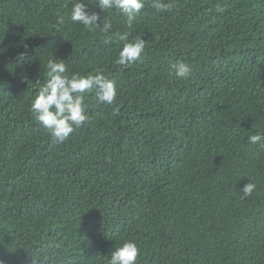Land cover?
Wrapping results in <instances>:
<instances>
[{
  "label": "trees",
  "instance_id": "trees-1",
  "mask_svg": "<svg viewBox=\"0 0 264 264\" xmlns=\"http://www.w3.org/2000/svg\"><path fill=\"white\" fill-rule=\"evenodd\" d=\"M72 2L0 0V264H108L125 240L137 264H264V148L248 142L264 133V0H145L131 26L104 12L109 35L146 41L125 65ZM49 58L117 90L111 105L85 93L63 142L31 112Z\"/></svg>",
  "mask_w": 264,
  "mask_h": 264
},
{
  "label": "clouds",
  "instance_id": "clouds-1",
  "mask_svg": "<svg viewBox=\"0 0 264 264\" xmlns=\"http://www.w3.org/2000/svg\"><path fill=\"white\" fill-rule=\"evenodd\" d=\"M95 7L89 9V4L83 0H73L68 18L72 23L91 31L99 28L105 34L104 43L110 44L114 39L123 43L115 63L120 65L131 64L138 61L145 48L146 41L142 36L129 40V34L112 33V24L109 19H104V12L115 9L117 13L127 18L126 23L131 26L136 17L145 7V0H89ZM152 7L158 11H170L171 4L162 0H152ZM64 17L60 16L58 23H63ZM19 59H23L21 53ZM46 79L38 84V92L31 103V112L43 127L49 130L55 142L65 141L76 127L84 123L86 115L85 93L94 91L97 105H111L114 103L117 90L113 80L106 77L102 70L95 74L83 75L72 73L67 75L64 59L49 58L46 63ZM177 78H185L190 73V67L178 61L172 65ZM248 142L264 148V133H254L248 136ZM255 188L253 183H247L242 188L246 197ZM264 225V216L260 218ZM140 249L133 240H125L111 253L108 264H137ZM31 264H46V255L43 251L29 254Z\"/></svg>",
  "mask_w": 264,
  "mask_h": 264
}]
</instances>
